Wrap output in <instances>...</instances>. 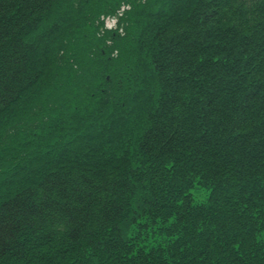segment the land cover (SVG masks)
<instances>
[{
  "label": "trees",
  "instance_id": "trees-1",
  "mask_svg": "<svg viewBox=\"0 0 264 264\" xmlns=\"http://www.w3.org/2000/svg\"><path fill=\"white\" fill-rule=\"evenodd\" d=\"M82 1L84 5L81 0L77 2L76 0H0V136L4 138L8 146L11 145L10 149L6 148L8 151H14L16 156L24 153V158H21L22 161L16 167L18 170L14 171V176L11 177L13 184L0 182L2 184L0 188V264H198L197 260L202 263L201 260L207 256V252L218 257L215 264H264V233H252L251 226L242 228L238 226V230L234 228L230 235L236 236V239L229 242L230 237L223 238L224 235H222L219 238L216 235L219 234L215 228L216 225L212 222L207 223L208 220L210 221L209 216L207 221L200 222L206 217H203V211H196L198 207H202L203 210H207V216L211 209L206 205L194 204L192 198L182 204L181 212L188 215L192 223H194L193 220L199 224L205 223L201 231L200 243L190 246L192 249L190 253L195 254L196 262H186L188 258L186 255L183 258L184 261H181L182 253L178 259L174 256V260L167 258L164 249L159 248L160 251H158L145 247L141 229L145 224L154 220L152 217H155L157 212H161L162 196L160 193L154 194L159 184L158 177L154 176L157 171L154 170L155 168L152 169L154 165L146 162L144 166L138 162L142 168L138 165L132 167V164L120 157L124 152L130 153L129 156L133 157L137 149L132 150L128 145H126L127 148L125 147L124 141L127 135L120 134L119 131L123 128L122 122L119 125L120 122H117L114 114H110L111 118L108 120H102L100 115V122L105 127L100 125L99 128L105 131L106 141L115 142V147L105 141L102 142L106 144L103 146L97 140L85 143V139H79L74 133V124L79 127L88 124L83 121L85 115L81 112L101 102L99 98L105 84L97 81L100 80L104 69L108 67V61L102 60L103 56L100 52L97 58L101 62L100 65L96 62L98 70L94 79L97 83L93 90L95 94H99V97L88 101V105L86 107L83 105L81 108L76 106L75 100L67 99L64 102L65 109L62 110H73L68 119L72 120L68 122L73 123L71 127L59 118L55 119L53 127L50 121H44L43 118L39 124L40 127L35 130L36 134H32V129H30L29 137L25 139H22L20 134H11L13 131L9 128L13 120L18 117L16 115L18 110L34 104L38 107L40 103L45 102L42 101L43 98L52 94L50 93L51 83L47 81L48 79L44 80L46 75L49 76L54 72L52 69L47 70V44L57 42V45H60L63 41L62 37L57 36L62 34V25H58L60 21L58 22L54 15L57 12L64 17L68 15V20L73 23V17L77 16L76 13L78 15L81 13L80 18L90 20L85 15L84 9L79 10L81 7L90 6L93 9L97 7L95 9L97 15L105 12L99 7L101 0ZM232 1V4H235L240 0ZM73 2H76L75 5ZM20 3L22 7L18 9L21 6H18ZM195 3L196 1L192 0L191 5L194 6ZM234 6L230 8L234 9ZM217 8L225 16L223 3L218 4ZM186 10H188L187 6H182L180 10L177 9L176 13H172L169 9L166 12V19L170 21L173 17L181 16V13L185 15ZM244 21L243 19L242 23ZM73 25L74 27L69 32H66L63 26L64 37L69 35L72 39L73 33L75 37L81 34L86 35L83 38H91L89 27L92 23L90 25L81 24L76 20V25L74 23ZM150 26L148 35L159 32L163 28L161 25L150 24ZM94 27L92 26L93 30H95ZM134 28H130L133 31L131 35L138 27ZM196 29H198V34ZM196 29L191 25L190 38L186 42H181L183 47L181 57H183L182 53L189 56L184 54L182 60L180 56H177L179 63L184 60L187 64L197 65L198 60L191 53L206 46H203L206 37L205 31L199 33V27ZM108 32L111 34V39L115 41L114 44L118 46L117 40L121 38L120 35L114 31ZM127 33L129 36L130 31ZM152 37H154L153 34ZM95 40L100 42L97 38ZM78 45L76 42L73 43V48H77ZM256 46L254 50L264 47V45H259L257 48ZM176 50L177 48L172 51ZM210 63L202 61L201 67ZM155 66L156 64H152L151 68L155 70H152L150 78L152 84L153 82L159 84L163 79ZM232 72V70L221 71L219 69V72L213 73L212 77L206 75L208 84L202 86L201 94L205 95L208 89H215L218 80L221 79L225 86L220 87L231 93L232 98L241 94L244 97L247 89L235 78L237 73L242 74L244 71L240 70L234 74ZM102 80L104 82V74ZM260 90L264 91V89L255 87L251 98H246L242 105H238L237 101L232 104L226 100H223L224 103L221 104L218 101L220 91H213L214 94L201 109L200 116L202 118L203 112L207 109L206 116L204 115L202 120L208 121L214 115L216 122L221 126L220 130L226 131L222 132L218 128L219 131L213 135L208 132L207 135L197 136L198 131H194L193 127L189 126L187 119H176V112L173 113L174 115L171 112L169 116L161 115L157 119L151 116L149 121V118L145 119L137 110H131L130 118L140 120L143 125H146L147 122L144 121L147 120L148 124L153 125L148 131L145 126V132L137 135L134 141H139L137 145L141 150L155 155L156 158L158 156L159 160H167L176 155L184 156L182 151L190 152L192 157L202 159V163L214 164L213 173L222 180L226 178L235 185L233 189L237 190L242 184L239 173H226L227 158L235 150V144L244 140L247 159L243 158L246 161L259 160V155L264 154V140L257 143L252 140L253 137L256 138L257 133L261 132L259 129H264V122L261 127L255 125L256 112L253 110L254 107H251L252 103L262 101V98L258 96ZM56 96L58 98V95ZM121 112L120 109L117 113ZM77 115L80 117L78 120ZM125 116L128 117V115ZM93 124L89 121V126ZM48 125L49 127H46ZM61 125L66 126L58 128ZM231 130H233L232 133L229 132ZM224 133L227 135L224 136ZM23 135L26 136V134ZM83 135L85 132L81 136ZM34 136L38 140L30 139ZM222 136L225 137L227 144H223L224 139H220ZM228 136H231V142H228L226 138ZM9 139L12 141L10 142ZM78 140H80V145H77ZM37 141L44 144L36 145ZM207 152L211 154L209 158ZM242 163L244 165V160L242 161L241 158L237 164ZM21 169L27 172L35 171L34 176L16 181L18 177L25 174V171L22 172ZM231 176L236 177L237 182ZM244 181L246 178L243 179ZM5 187H9L8 190L5 191ZM142 193V199L135 202V196ZM261 193L260 190L259 195ZM227 194L230 195V192ZM228 195L220 188L216 202L226 203ZM259 212L262 214L263 211ZM227 217L230 218L231 215ZM174 220L176 223H171L176 224L174 229L182 232V227L177 226V224L181 225V222L177 218ZM227 226V223H225L226 228L222 224L223 229H227ZM191 227L193 233L200 232L198 226ZM208 233L214 234L206 237ZM219 242L227 250H223ZM176 247L179 251L181 250L178 243ZM186 253H189V250ZM63 254L66 255V259L61 260L59 255ZM204 264H206L205 261Z\"/></svg>",
  "mask_w": 264,
  "mask_h": 264
},
{
  "label": "rangeland",
  "instance_id": "rangeland-1",
  "mask_svg": "<svg viewBox=\"0 0 264 264\" xmlns=\"http://www.w3.org/2000/svg\"><path fill=\"white\" fill-rule=\"evenodd\" d=\"M101 1L99 7L105 12L100 15L95 13L97 7L93 9L87 6L86 8L81 7L79 10L84 9L85 15L90 20L80 18L82 16L81 13L79 15L76 13L77 16L73 17L75 25L76 20L81 22V24L90 25L92 23L91 27H89L90 39L83 38L86 35L83 36L81 34L75 37L73 33L72 39L69 35L64 37L63 26L66 32H69L74 25L71 20H68V15L64 17L59 15L60 13L58 14V12L54 15V18L58 22L60 21L58 25H62V34L57 36L62 37L63 41L60 45H57V42L55 44H47V70L52 69L54 72L44 78V80L48 79L47 81L51 83L52 90L50 93L54 95L50 94L43 98L44 100L42 101L45 102L40 103V105L43 104V110H37L41 106L38 105L37 107L35 104L18 110L17 114L15 113L18 116L15 118L17 121L14 119L13 124L9 128V130L12 129L11 131H13L11 134H20L19 136L22 139L28 138L30 129H32V134H36L37 131L35 132V130L40 127L39 124L43 118L44 121H50L53 127L55 126V119L58 118L64 120L66 125L71 127L73 123L68 122L72 120L68 119L71 117L73 110H62L65 109V100H75L76 106L81 108L84 105L86 107L89 103L88 101H92L97 96L99 97V94H95L93 90H95L96 83L101 82L100 84H105L101 91L102 95L99 98L101 102H97L81 112L82 115H85L83 116V121L88 124H84L82 127L74 124V133L79 139H85V143L97 140L100 145H106L102 143L104 141L108 142L106 141V133L99 128L102 125L100 115L102 120H108L111 118L110 114H114L117 122H120L119 125L122 122L121 125L123 126L122 131H118L124 136L127 135L124 141L125 147L128 145L129 147L131 146L132 150L137 149L133 157L129 156L130 153L128 152L122 153L120 157L132 164V167L140 166L138 162L144 166L146 162L154 165L152 169L155 168L154 170L157 171L154 176L158 177L157 181L159 183L158 189L154 190V194L160 193V196H162L161 212H157L155 217H152L154 220L145 224L141 229L145 247L154 248L158 251H160L159 248L164 249L167 258L171 259H174V256L176 259L180 258V253H182L181 261L186 255L188 257L186 262H196L195 254L190 253L192 251L190 246L200 243L201 231L205 223L199 224L194 220V223H192V219H189L188 215L182 214V204L190 198H192L194 204L206 205L211 209L208 211L207 216V210H203L202 207H198L196 211H203V217H206L200 222L207 221L209 216L210 221L208 220L207 223L212 222L216 225L215 228L219 233L216 235L219 238L222 235H224L222 236L223 238L230 237L228 239L229 242L236 239V236L230 235L234 228L238 230V226L240 228L251 226L252 233H264V154H257V156L259 155V160L246 161L247 156L245 155L247 152L244 148V140L235 144V150L227 158L226 173H239L242 184L237 190L233 189L235 185L231 186L232 194L229 198L231 203H217L216 196H218L220 188L230 182L226 178L225 180L220 179L213 173L214 164L202 163V159L192 157L191 153L186 151H182L184 156L176 155L169 157L167 160H159L158 156L156 158L152 154L155 157L153 158L149 152L141 150L139 145H137L139 141H134L137 135L145 132V126L147 131L152 129L153 125L151 123L148 124L151 116L157 119L161 115L169 116L170 112L172 114L176 112V119H187L189 126L193 127L194 131H198L197 136L201 134L207 135L208 132L213 135L221 128L216 122L215 116L213 115L208 121L206 119L202 120L203 116H206V109L203 112L204 114H202V118L200 117L201 109L206 105L210 96L214 94L213 91H220L218 101L221 104L226 100L232 104L237 101L239 102L238 105H242L245 103L246 98H251L255 87L264 89V69H262L264 68V47L254 50L255 45H264V0H240L236 1L235 4H232V0H195L194 6L191 5L192 0ZM76 2H73V5ZM81 2L83 4L82 0ZM220 3H223L225 16L218 11L217 6ZM18 6H20L18 8L20 9L22 4L20 3ZM182 6L188 7L185 15L181 13L178 18L173 17L170 21L166 19V12L169 9L172 13H176L175 11L177 9L180 10ZM233 6L234 9H231L230 7ZM243 19L247 22L244 21L242 23ZM150 24L161 25L163 28L159 32L157 29L156 35L152 33L154 36L152 37V34H147L151 29ZM191 25L195 29L199 27V33L205 31L206 37L203 44V46H206L200 47L198 50L195 49V53H191L198 60L197 65L187 64L184 60L179 63L177 59V56L181 57L182 43L190 38L189 29ZM92 26H96V28L94 27L95 30L92 29ZM133 27H135L134 29L138 28L131 35L133 31L130 28ZM108 31H114L117 35H120L121 38L117 40L118 46L114 44L115 41L111 39V34ZM128 31H130L129 36H127ZM196 33L198 34V29H196ZM95 38L99 39L100 42L95 40ZM75 42L79 44L77 48H73V43ZM176 48V51H172ZM99 52L103 56L102 60L108 61V67L102 72L100 80L95 82L94 78L98 70L96 62L99 65L101 62L97 58V56H100ZM184 54L187 57L189 56L186 53H182L183 57ZM183 57H181V60ZM202 61L211 63L202 68ZM152 64H156V69L161 73L162 83L154 84L153 82L154 85L152 84L150 75L152 70H155V68H151ZM219 69L221 71L232 70L233 74L240 70L244 71L242 74L237 73L235 77L238 83L247 89L244 97L241 94L240 96H235L236 98H232L231 93L227 92V90L224 91L220 87L225 86L223 85L224 81L222 80L221 82V79L218 80L215 89H208L205 95L201 94L202 86L208 84L206 75H211L212 77L213 73L219 72ZM103 74L104 82L102 80ZM132 92L134 93L132 94ZM261 92H259L258 96L260 99L262 98V101H256L251 104V107H254L253 110L256 112L255 125L258 127H261L262 122H264V91ZM56 95H58V98ZM88 95L91 96L89 97ZM179 105L180 107H178ZM120 109L122 112L118 114L117 112ZM131 110H137L145 119L149 118V121H144L145 123L147 122L146 125H143L138 119L130 118ZM37 111H39L38 116ZM57 114L58 116H56ZM125 115H128V117L126 118ZM77 116L78 120L80 117L79 115ZM89 121L94 124L89 126ZM66 125H61L58 128ZM46 127H49V125ZM79 129L83 131H76ZM45 130L48 131V129ZM259 130L261 132L256 134V138L253 137L252 139L254 143L264 140V129ZM220 131L226 132L224 129ZM232 131L229 132L232 133ZM83 132H85V135L81 136ZM103 132L105 135H103ZM262 133L263 135H261ZM23 134H26V136ZM238 134L244 137L242 133L238 132ZM225 135L227 134L224 133ZM224 136L220 139H224L223 144H227ZM230 137H226L228 142ZM30 139H33V141L38 140L35 136ZM111 139L112 137L110 136ZM9 141L11 142L12 140L9 139ZM77 142L74 141V143ZM108 143L112 144V147L116 146L115 142ZM41 144L44 143L39 141L36 143V145ZM77 145H80V142ZM10 147L11 145L8 146L4 138L0 136V182L13 184L11 177L14 176V171L18 170L16 167L22 161L21 158H24V153L16 156L14 151L6 149H10ZM42 150L44 149L42 148ZM207 154L209 158L210 152H207ZM241 158L242 161L244 160V165L243 163L237 164ZM216 159L218 160V157ZM24 171L25 174L18 177L19 179L16 181L34 176L33 172L35 171L27 172V170H22V172ZM231 177L235 178L234 180L237 182L236 177ZM244 178H246V181L243 182ZM8 184L7 186H9ZM1 187L2 184H0ZM8 188L5 187L4 190L6 191ZM260 190L262 193L259 195ZM142 196L143 193L136 195L135 202L140 201ZM215 206L219 207L216 208ZM260 210L263 211L262 214L259 212ZM228 215H231V217L228 218ZM174 218L181 222V225L177 224V226L182 227V232H177L174 229L176 224H171L173 222L176 223ZM238 219L239 223H237ZM225 223L228 225L227 229L222 228V224L225 227ZM191 226H198L200 232L197 234L193 233ZM211 234L214 233H208L206 237ZM177 243L181 249L180 251L176 247ZM220 246L223 247V250H227L224 249L222 244ZM188 250L189 253H186ZM59 256L61 260L66 259L64 254ZM217 260L218 257L215 254L207 252V256L201 260L202 263L198 260L197 263L204 264L205 261L206 264H215Z\"/></svg>",
  "mask_w": 264,
  "mask_h": 264
},
{
  "label": "bare ground",
  "instance_id": "bare-ground-1",
  "mask_svg": "<svg viewBox=\"0 0 264 264\" xmlns=\"http://www.w3.org/2000/svg\"><path fill=\"white\" fill-rule=\"evenodd\" d=\"M43 106V105H42ZM42 106L40 107V108H38L37 110H43V108H42ZM230 183H228V185H225L223 188H221L222 189V191H223V193H225L226 195H228L227 193L228 192H230V195H228L229 196V198H230V196H231V194H232V189H231V186L232 185H234V184H230ZM228 198V200H226V202H229V203H231V199H229ZM233 200V199H232Z\"/></svg>",
  "mask_w": 264,
  "mask_h": 264
}]
</instances>
